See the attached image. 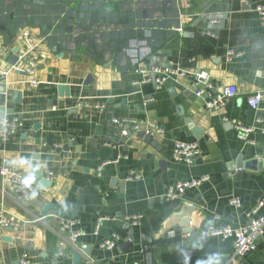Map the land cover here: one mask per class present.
Instances as JSON below:
<instances>
[{"label":"crops","instance_id":"0c3cea01","mask_svg":"<svg viewBox=\"0 0 264 264\" xmlns=\"http://www.w3.org/2000/svg\"><path fill=\"white\" fill-rule=\"evenodd\" d=\"M257 2L0 0V113L22 122L0 143V164L8 159L24 179L36 177L28 187L33 198L23 201L0 175V204L20 223L12 232L0 227V264H264V237L241 257L232 239L201 234L210 221L247 224L264 197V168L238 166L264 159V99L256 109L247 101L264 91ZM229 49L240 55L228 59ZM170 62L192 74L207 71L217 89L231 84L237 93L210 110L194 93L193 75H172L160 89L136 84L139 66ZM114 118L146 120L155 130L131 128L124 136ZM236 122L256 128L250 142L238 137ZM177 140L196 142L200 155L177 161ZM38 170L49 185L39 183ZM130 171L140 178L129 179ZM204 175L209 179L181 200L164 199L170 185ZM233 196L241 207L230 203ZM47 203L55 212L42 216ZM189 206L194 238L182 237L181 211ZM131 214H143L139 227L124 223ZM63 216L85 230L77 242L60 231ZM112 233L121 237L117 247L102 249Z\"/></svg>","mask_w":264,"mask_h":264},{"label":"built area","instance_id":"2783aa9c","mask_svg":"<svg viewBox=\"0 0 264 264\" xmlns=\"http://www.w3.org/2000/svg\"><path fill=\"white\" fill-rule=\"evenodd\" d=\"M75 2L76 0H70ZM254 10L258 15L260 24L264 27V0H259L254 6ZM240 53L229 49L227 51V58L231 59L234 56H239ZM35 66L32 64L27 68L29 74L34 73ZM139 80L136 84H142L147 82H153L156 88L160 89L164 86L167 79L172 75L187 77L188 75L194 76V85L196 86L195 95L198 97H204L205 106L207 109L213 110L218 109L225 105L226 101L234 97L237 93V87L235 85H225L221 89H217L213 83L210 74L207 71H200L197 73H189L186 69L181 66H176L173 63H168L164 67L143 65L139 66L138 69ZM3 75L6 72L2 73ZM32 86L38 84L35 78L30 81ZM264 99V91H257L250 95L247 99L250 107L256 109L260 106ZM113 121L122 128L121 134L128 136L130 129H140L142 127L147 128L145 131L147 134H153L154 124L146 120H135V119H119L114 118ZM146 125V126H145ZM237 130L238 137L246 142L251 141V136L255 133L256 128L253 126H246L241 122L234 123ZM22 126V122L18 117L4 115L0 117V143H6L10 138L17 133ZM200 155V149L196 142H187L183 140L175 141L174 145V159L177 161H184L192 163ZM0 175L4 181L8 182L13 190L17 194V198L23 201H27L33 198V193L25 187L23 184V175L17 173L8 159H4L0 164ZM140 175L135 171H130L129 179H139ZM209 179L208 175H204L199 178H192L188 180L179 181L175 184L170 185L165 193L164 199L167 202H175L181 200L185 193L189 189L200 187L204 182ZM230 203L236 207L242 206V200L238 196L230 198ZM250 221L242 226L232 225H216L213 221H210L206 228L201 231L203 237H219L222 239H232L234 254L237 256H245L255 252L258 249V239L264 237V197L261 198L251 210ZM143 214H131L126 215L123 221L129 227H139L141 225ZM103 218H99L94 234H98L99 226ZM60 230L63 233H67L69 239L72 242H77L82 236L85 235V230L80 226V222L76 218L71 217H60ZM20 223L12 220L4 211L2 204H0V227L12 226L18 228ZM171 237L175 236L174 231H170ZM182 237H190L189 233H183ZM121 237L114 233L107 236L101 242V247L106 250H113L117 247ZM264 253V246L262 247ZM23 264H27L26 260H22Z\"/></svg>","mask_w":264,"mask_h":264},{"label":"water","instance_id":"95a60500","mask_svg":"<svg viewBox=\"0 0 264 264\" xmlns=\"http://www.w3.org/2000/svg\"><path fill=\"white\" fill-rule=\"evenodd\" d=\"M16 51V50H14ZM18 60L17 56L14 54L11 58V62L13 64H15V62ZM14 100L18 103L21 102V97H22V91L20 90H17L14 94ZM3 110L1 111L0 113V117H1V114H2ZM8 112V111H7ZM12 112V111H10ZM132 135V133L130 134L129 133V136ZM139 137H142L145 139V141H150L152 140V138L149 136V135H145L143 132L139 133ZM238 166L239 167H244L246 169H249V170H259V169H263L264 168V159H259V158H253V159H249V160H245L243 161L242 159L238 161ZM35 174L37 175V178L39 180V183L42 184V185H49L50 183V180L46 179L43 177L42 175V172L41 171H36ZM55 206L52 204V203H47L46 206L44 207V209L41 211V215L42 216H45L47 215L48 213L50 214H53L55 212ZM181 208V207H180ZM186 209V210H185ZM54 210V211H53ZM192 210H195V207H188V211H187V208H182V211L181 213H184L186 215H184L183 219H181V224L183 225V233H189L190 232V237L189 238H194L196 236V232L195 231H192L191 227H190V215H191V211ZM188 212V213H187ZM174 221L171 219L169 221V223H173ZM6 231H10L12 232L13 231V227L12 226H8V227H5ZM6 240L10 241L11 240V237H6ZM74 259L77 263H80L81 262V255L79 253H75L74 254ZM221 264V263H220Z\"/></svg>","mask_w":264,"mask_h":264},{"label":"clouds","instance_id":"9594fccd","mask_svg":"<svg viewBox=\"0 0 264 264\" xmlns=\"http://www.w3.org/2000/svg\"><path fill=\"white\" fill-rule=\"evenodd\" d=\"M36 177L33 174H29L24 180L23 184L25 187H30L33 183H35ZM35 194V193H34Z\"/></svg>","mask_w":264,"mask_h":264},{"label":"rangeland","instance_id":"374dc122","mask_svg":"<svg viewBox=\"0 0 264 264\" xmlns=\"http://www.w3.org/2000/svg\"><path fill=\"white\" fill-rule=\"evenodd\" d=\"M60 231H61V230H60ZM94 231H95V229H94ZM61 232H62V231H61ZM112 234H114V233H112ZM112 234H111V235H112ZM105 238H106V237H105ZM105 238H104V239H105ZM102 241H103V240H102ZM102 249H103V248H102ZM105 250H106V249H105Z\"/></svg>","mask_w":264,"mask_h":264}]
</instances>
